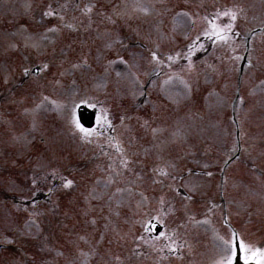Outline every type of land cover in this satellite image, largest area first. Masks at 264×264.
<instances>
[{"label":"rangeland","instance_id":"obj_1","mask_svg":"<svg viewBox=\"0 0 264 264\" xmlns=\"http://www.w3.org/2000/svg\"><path fill=\"white\" fill-rule=\"evenodd\" d=\"M20 1V0H19ZM59 0H47V4L39 6V12H41L44 8L45 10L50 8V4H57ZM99 1V3L102 2H108L109 0H96ZM113 3V13L114 17L119 20L118 23L109 25L110 27H115L117 24L120 25V29L115 28V31L120 34L121 37L118 38L119 34L114 33V37L112 39L116 40V43H121L122 45H125L127 41L135 42V43H144L147 45L151 50L156 51L158 53H165L169 50V42L163 38V37H156L150 35V31H147L146 28H149V26L146 27V24L148 21H151L152 18L155 19V17H160L161 19L166 18L167 16H171L168 13L170 12V9H167L165 6V3L168 0H111ZM241 0H177L174 2L175 8L183 9L185 11L190 12L193 15V18L196 21V26L192 31L200 30L203 28L202 22L206 16L201 17L203 15H206L205 8H213L217 3L216 2H222L227 3V5L232 6L230 4L238 3ZM245 1V0H244ZM16 1L14 5H16ZM14 5L6 4L3 0H0V77L3 78L4 82L6 81V85H9V83H12L11 78L9 75H7L9 72L11 74H15L17 71V66H11L8 68L9 72L7 73L6 64L12 63V61H19L18 57H24L28 56L30 59L36 58L37 55H33L31 53L30 49L25 45L26 44L22 41H30V36L34 35L33 33H22L27 32V30L30 29L29 22L27 18L21 19V16H18V13L15 11L16 8ZM47 5V6H46ZM151 6V10H148V6ZM234 5V4H233ZM237 6H240V3L237 4ZM146 7V8H145ZM153 7H155L158 12H162L163 14H160L155 11H153ZM234 7V6H232ZM237 8V7H234ZM22 11L26 10V8L22 7ZM111 8L110 6L105 7L104 9L98 11L99 13L109 11ZM198 11H201L202 13H199ZM239 12V11H237ZM248 13L240 14V19L242 21L240 26H244L248 30H252L254 28L260 27L262 24H264V13L262 14L259 10H256L253 12L248 10ZM106 15V13H105ZM107 16V15H106ZM170 18V22H167L164 24L165 21H162L160 24L163 25H169L172 33L175 35V37H179L181 40L185 39V43L188 44L193 38L194 32L191 35V38L187 36V33L192 28L190 27L191 24H189V16L187 15H180V17L184 18L185 21L180 20L179 18ZM187 19V20H186ZM120 20H123L125 23L120 22ZM134 22L135 25L132 26L129 23ZM95 24L91 23L89 19H84L82 22L79 23V32L84 33L87 29L88 30H94L93 26ZM163 27V26H162ZM95 31L99 32L98 29H95ZM159 35L162 30V28H158L154 30ZM170 30H166V33ZM164 33V32H163ZM65 36L67 39L66 41L63 40L62 44H69L73 45L72 37L73 35L69 33ZM264 36V34L259 35V38ZM84 37L85 34H84ZM100 38V37H99ZM103 41L107 43L108 38H101ZM101 42V40H99ZM119 41V42H118ZM184 41V40H183ZM31 41L33 45L37 44L36 48L39 49V51L48 52V44L50 43L51 46L55 44V40L52 38H49V36L44 37L42 42L38 41ZM67 42V43H66ZM132 44V43H131ZM28 45V44H26ZM228 49V46L221 45L219 49H217L212 55L208 56L206 59H208L206 62L210 63V65L214 66V69L212 72H208L211 74H214L215 76L220 77H228L229 80H222L225 82L224 85H216L214 86L209 85V82H205V80H202L195 76V74L187 73L184 77L180 78L178 80L170 79L167 81V83L162 82L161 86L157 85L156 88L152 91V96L155 95V98H157L159 101L161 99V103L157 105L156 108L152 109L153 111L157 112L162 115V122L159 116L153 117L152 122L144 125L141 124V117L137 116V120L133 121L131 125V129L129 130L128 134L124 136V133L121 132L120 135H118V139L116 142L118 144H123L127 142L131 143V149L135 150V146H138V143L145 140L146 138L148 140H153L156 138H160V140L156 144H152L154 151L158 152L159 159L162 161V163L172 166L176 161H178V153L176 152L174 156V147H170L166 149L169 145L172 146L170 143H173L175 139L177 138V142L175 144V148H179V155H183L186 157V155L191 158L193 157L197 151L193 152V155H188L189 150H187V147L190 144H200L198 149L204 150L207 149V145L210 144V142H219V139H228V134H218L216 132V128H219L220 124L222 123L223 126L228 125V121L225 120L223 109H225L226 99L224 102L219 103L217 102L219 99V95L216 94L215 89H218L217 91L220 92L223 95L228 96V98H231L233 96V88L234 91L237 85V82L235 80L237 79L239 75V64L240 61L235 59V55L231 54V52H226L225 49ZM89 48L86 45H83V58L87 55V50ZM34 50V49H33ZM257 48L254 49L253 55L255 54V51ZM229 51V50H228ZM98 62L102 63L106 61L109 57H113L115 54L114 47L110 50L106 48V46H103L101 49L98 50ZM117 52V51H116ZM137 52L136 47H134L131 51H128L127 53ZM141 54V51H139ZM162 54V55H163ZM137 57H139V54H136ZM52 56V55H50ZM255 60V58H254ZM132 61L135 62L134 58L132 57ZM137 63L142 64V67L144 68L145 61L136 58ZM203 63V65H206L207 63ZM140 65V64H139ZM264 65V64H263ZM61 66V65H59ZM133 69L139 74V76L145 80L147 77V73L142 72V68L139 69L135 64H132ZM141 67V65H140ZM122 68V66H121ZM145 69V68H144ZM149 67L147 68V70ZM146 70V71H147ZM150 70V69H149ZM248 72V71H247ZM252 73V72H250ZM141 74V75H140ZM100 78V82L98 85L101 88H98L97 93L101 95V93H104V88H111L116 85V82L119 84V89L116 94L120 95L121 97L127 96L130 99H134L135 95L139 97L142 95V89H140L138 86L135 87L134 79L131 78L130 81H126V78L118 77L117 75L114 76L116 82L113 80V75L109 71H105L100 73L98 76ZM249 79V80H248ZM19 80V79H18ZM216 83H219L220 81ZM255 83V79L251 76L247 78L243 82V88L246 86H251ZM123 90H122V86ZM126 86H129V89H126ZM22 91V90H20ZM19 91V92H20ZM107 93H111V90H107ZM203 92L206 94L205 99L202 100V94ZM217 92V93H218ZM18 93V92H17ZM20 92L19 94H21ZM130 93V95L128 94ZM210 93V94H209ZM160 97H159V96ZM238 95V94H237ZM237 95H235L233 102L236 101ZM184 96V97H183ZM182 97L185 99H182ZM197 98L198 101L195 99ZM21 97H18V94L15 98H13L12 103L16 107L19 106ZM189 102V107H184L186 102ZM211 102H214V106L218 109V111L215 113L214 109H212L213 113L211 112ZM252 103L256 105L258 108L261 107V105L264 104V93L257 94V97L252 100ZM24 104V103H23ZM9 106V105H8ZM131 106H133V103L131 102ZM182 107V108H180ZM240 108V109H239ZM257 108V109H258ZM20 108L18 107L17 110ZM110 110L109 103L105 102L103 104V110ZM184 109V113L181 112V110ZM71 111H74V109H71ZM226 111V110H225ZM249 111V110H247ZM244 109V105L238 103L237 104V113L238 117L242 119L241 126L243 130L246 131L247 128H249V124H251L255 129H257L258 132L261 131V126L256 124L253 120L255 117L262 118L264 113L261 115L258 112H256V109H254V106L252 105L251 112L247 113ZM113 114L120 115L121 119L128 120L127 117L124 118L122 110H118L115 108L113 110ZM185 115H183V114ZM258 113V114H256ZM227 114V113H226ZM165 115L167 120L163 121V116ZM8 116L12 117L9 121L2 122V126L6 127V130L9 131L10 137L9 140L6 142V145L4 142L1 143V149L3 151V154L0 156V163L1 166L11 170V164L16 160L19 159L24 153L26 155L25 158L30 160L29 166H35V168H44L48 166V168L51 167H61L63 169L64 173H70L75 172L77 173L79 170H83L82 168H76L73 166H67L64 167L63 161H57V166H54V161L60 159V149L63 148L62 144V137L53 134L52 131H45L40 125H35V138L34 142L36 143L39 138L47 140V147L41 151V158L38 157L40 154L33 151L32 153L38 154L36 158L31 160L30 152L32 151L31 146L27 145V142H23L21 140L22 131L28 127V122L21 124L20 122L23 121V117H21L18 113L9 114ZM29 116V115H28ZM30 118V117H29ZM42 121V117H40ZM231 119V115L228 116V120ZM31 120V118H30ZM13 121V122H12ZM63 121V120H62ZM13 123L21 124L20 127L16 125V127H13ZM230 123V121H229ZM259 123L263 125V121L259 120ZM63 124L67 126V122ZM165 125L168 127L165 128ZM231 128L233 129L232 121H231ZM171 128V130H170ZM214 128V129H213ZM139 129V130H138ZM55 130V129H53ZM11 131H13L11 133ZM23 131V132H24ZM255 131V130H254ZM55 133V132H54ZM145 134V135H144ZM175 134L177 137H175ZM261 133H258L257 138H260L262 135H259ZM12 136V137H11ZM13 136H16L13 138ZM146 136V137H145ZM19 137V138H18ZM248 142H254L256 141V138L251 135V137L246 136L245 137ZM13 141H12V140ZM44 139V140H45ZM139 140V141H138ZM178 143V144H177ZM222 144V143H218ZM126 146V145H125ZM36 147H41L36 145ZM35 147V148H36ZM205 147V148H204ZM260 148H264V141L259 145ZM9 148V149H8ZM257 147H254L251 154H256V152H259V150H256ZM36 150L39 151V148ZM66 150V149H65ZM68 153L73 156V154L69 151L67 148ZM256 150V151H255ZM5 151H8V158L5 157ZM75 150H73L74 152ZM203 152V151H200ZM140 153L147 155V150H142ZM77 156L79 155V152H75ZM126 157L130 159H136L135 152H130V154H127ZM174 157L176 159H174ZM5 158V159H4ZM23 158V157H22ZM264 161V151H261L259 154V160ZM122 158H120V161ZM45 161H48L50 163H46ZM129 161V160H128ZM197 162L200 161V158L196 159ZM69 162V161H68ZM67 162V163H68ZM118 162V161H116ZM123 159V166L125 167ZM54 164L53 166H51ZM59 164H62L61 166H58ZM116 164V163H115ZM45 165V166H42ZM49 165L51 167H49ZM130 165L132 163L129 161L127 166L125 168H120V170H123L122 173L128 172L130 170ZM42 166V167H41ZM94 166H98L97 163L94 162ZM116 165H113L115 167ZM178 166L180 168L184 169L185 163L181 162ZM35 168L31 169L33 172H36ZM246 168V167H245ZM260 168L264 170V167ZM246 170H248L246 168ZM250 171V170H248ZM14 173V171H10L7 174L2 175L0 178V193L1 191L9 193L10 191H13L12 193L17 194H24L25 196L30 193L33 194L34 188L33 183H30V176L29 174H24V177L22 178L25 183L24 185L21 184V186L18 184V182L14 179L13 175L15 177L21 175V173ZM49 173V171H46L45 174ZM251 174V173H250ZM90 175V173H85L84 176L81 177L79 180V188L73 195H69L67 198L70 197V199L66 200H60L57 196L53 197L52 204H41L42 208L40 211L41 217H36L33 219H30L29 221H26L24 217H17L18 215H15V210L9 208L7 209L5 206L0 205V244H13V247L8 248V250H1L0 252V264H69L70 257L75 259L78 255L86 254L91 249L96 248L94 244H92L93 240H100V236H95L97 234H101L105 232V229L109 230H115L112 235L114 236H122L123 239L127 240L129 244L125 246V248H130V245L134 243L135 235L138 234L139 230L136 232L135 224L138 222L144 223L142 219L138 220V217H140V213L142 210V205L137 201V198H135L136 194H134L133 198L128 202V204H125L126 207L123 209L122 213L125 211V217L127 219L132 218L130 220V227L129 225L125 226L123 229H118L116 226V219L117 215L113 217V213L110 212L109 209H104L101 206L97 204V202H106L105 198H100V195H103L101 193V190L105 192L103 188H98V190H94V198L90 199V204L87 205L86 200L81 202L83 198L89 193L90 187H92V184L95 181V175L94 177H90V179H87V177ZM117 175V174H116ZM254 178H256V175L251 174ZM252 176H247L251 179ZM172 176H168L166 178V181L169 183L171 181L170 179ZM253 179V178H252ZM109 181H112L108 179ZM139 180V179H138ZM87 181V182H86ZM151 184V185H150ZM153 183L152 180L148 182V185L139 186L138 184L134 185L135 190L137 191L139 188L141 190H148L149 191V197L148 199V205L145 208L146 212L154 211L155 203H157V192L156 189H153ZM125 188V189H124ZM129 185L125 184L122 187L121 195L124 196V193L128 191ZM58 189V187H57ZM56 189V190H57ZM107 189V188H106ZM245 194L246 191H244ZM136 193V192H135ZM2 194V193H1ZM114 198L109 197V201ZM1 200V198H0ZM137 201L134 205H130V202ZM150 202V203H149ZM56 203H60V208L58 209V206ZM90 207V208H88ZM130 207V208H128ZM119 206L116 207V212H118ZM105 214L106 217L103 216ZM129 211V214H128ZM75 212L77 214V217L75 216ZM130 212H134L131 216ZM62 214V221L58 219L60 214ZM102 216H101V215ZM135 216V218H133ZM88 217L87 220L83 219ZM264 218V217H262ZM90 219V223L87 222ZM70 222V225L72 223L71 230L73 231L71 236H68L67 233L65 234L63 225H66L67 222ZM32 221H35L33 224ZM62 222V225L59 224V222ZM92 221H95V223H92ZM106 222L107 224L104 225V228L101 227L102 222ZM127 222V220H125ZM58 226L57 228H55ZM95 226V227H94ZM98 226V227H97ZM97 228V229H96ZM209 231L212 230V228L207 227ZM52 230L57 233L58 236L61 237V240L67 245V248H65L63 245H59L55 243L54 241H51L53 239L51 233ZM70 230V229H69ZM94 230V231H93ZM99 230V232H98ZM92 231V232H91ZM213 234L212 232H210ZM134 236L132 237V235ZM88 236V237H87ZM108 236V235H105ZM104 236V238H106ZM137 236V235H136ZM86 237V238H85ZM214 238V236H211ZM80 238V239H79ZM200 236L195 237V239L198 241ZM125 240V241H126ZM74 241L78 242L81 245L74 246ZM101 241V240H100ZM83 242V243H82ZM100 242L98 241L97 244ZM198 243V242H197ZM198 246V244H196ZM74 246V247H72ZM20 247V249L18 248ZM17 248V249H16ZM23 250V253H18L19 250ZM128 249H124V251H128ZM18 250V251H16ZM95 250H91L90 254L95 255ZM21 252V251H20ZM114 250L109 249V254L111 255ZM130 253V251H129ZM35 254L39 255L40 257L37 258ZM131 254V253H130ZM216 254V253H214ZM197 255V259L195 261V264H199L204 259V254L198 255L197 251L195 252V256ZM125 256L127 259L129 258V255L125 253ZM216 256V255H215ZM208 257L207 261L210 260L214 261L215 264H217V261L215 262L217 257ZM213 263V264H214ZM89 264H98V261L94 258H92L89 262ZM103 264H116V262H106ZM192 264H194L192 262Z\"/></svg>","mask_w":264,"mask_h":264},{"label":"snow or ice","instance_id":"obj_2","mask_svg":"<svg viewBox=\"0 0 264 264\" xmlns=\"http://www.w3.org/2000/svg\"><path fill=\"white\" fill-rule=\"evenodd\" d=\"M91 11H92V7H88V8L85 9L86 14L91 13ZM43 15L45 17H53V16L56 15V13L53 10L49 9L48 11H45L43 13ZM182 15H187V13H183ZM215 15L217 17H220V16L228 17L232 21V23H229L227 25V28H222V27L218 26L217 24L212 23L211 21H209V23L211 25V32L216 36V38L218 40L227 43L230 40L229 32L234 28V22L238 18V13L235 12V11H232V10H225L223 12H217ZM193 23H195V21H193ZM49 31L50 32H57L58 29L57 28H50ZM179 58H180L179 54H177L176 56L169 55L167 57V60L168 61H174V60H179ZM185 59L188 60L189 68L191 69V67H192L191 53H189L185 57ZM235 59L239 60L241 58L240 57H235ZM151 60L153 62H155L156 64H160L161 63L160 57L157 55L156 52L152 53ZM118 62L120 64H122V65H126L129 68V75L137 83H139V77L135 76V74L131 73V71H130L132 65L128 64V62L126 60H124L122 57L119 59ZM85 63H86V61H85ZM248 66H249V68H254L255 67V65L252 63L251 59L248 60ZM25 74H27V73H25ZM121 75H122V73H119V72L117 73L118 77H120ZM165 83H167V81H165ZM43 101H47L49 103L55 104L57 108L61 107L59 104H56L55 101H49V98L47 96L43 97ZM238 102L241 105L244 104V98L243 97H239V101ZM70 122L72 124H74L75 129L78 130L79 133H81L83 135V138L85 140H88V138L91 137L94 134V132H95V130H89L87 128H84L80 124L79 120H76L75 118H73ZM108 123H110V121ZM232 151L235 152L236 148L233 147ZM231 159H232V157L229 156L228 160H231ZM228 160L225 161V164L228 163ZM128 163H129V161L125 160V162H124L125 167L127 166ZM205 167H207V165H205ZM157 171H159L160 175H162V176H167L168 175V173L166 171H164L163 169H157ZM207 175L209 177H211L212 173L208 172ZM156 182L159 183V181H156ZM225 182H226V180H225ZM32 183H33V187H35V184H36L35 178H33V182ZM72 186H73V181L71 179L63 178V187L64 188H71ZM141 195H143V193H141ZM160 203L163 204V199H161ZM25 210H27V209H25ZM30 215H35V213H30ZM32 223L34 224L35 221H32ZM92 223H95V221H92ZM224 244L226 246H228L226 248V254L224 255V257L222 259L217 261V264H235V261L238 258V253H237V249L238 248H242L244 253H245V255H244V264H264V251H262L260 249L253 250L249 246L243 244V242H240L239 244H237V242L235 240V234H233V239H232L231 244H229V241H227V240L224 241ZM171 250L172 251H176V248H172ZM249 253H250V255H249Z\"/></svg>","mask_w":264,"mask_h":264},{"label":"trees","instance_id":"obj_3","mask_svg":"<svg viewBox=\"0 0 264 264\" xmlns=\"http://www.w3.org/2000/svg\"><path fill=\"white\" fill-rule=\"evenodd\" d=\"M166 67L162 70V73L164 72H170L171 70H175L176 69V62L175 61H171L168 64H165Z\"/></svg>","mask_w":264,"mask_h":264}]
</instances>
